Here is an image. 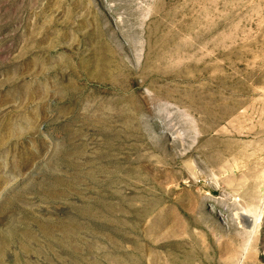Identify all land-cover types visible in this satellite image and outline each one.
I'll list each match as a JSON object with an SVG mask.
<instances>
[{
    "label": "rangeland",
    "instance_id": "rangeland-1",
    "mask_svg": "<svg viewBox=\"0 0 264 264\" xmlns=\"http://www.w3.org/2000/svg\"><path fill=\"white\" fill-rule=\"evenodd\" d=\"M0 264H264V0H0Z\"/></svg>",
    "mask_w": 264,
    "mask_h": 264
}]
</instances>
